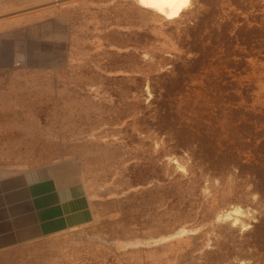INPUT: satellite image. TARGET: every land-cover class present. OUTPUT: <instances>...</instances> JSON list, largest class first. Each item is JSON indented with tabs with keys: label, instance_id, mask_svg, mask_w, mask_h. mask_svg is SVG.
I'll list each match as a JSON object with an SVG mask.
<instances>
[{
	"label": "rangeland",
	"instance_id": "374dc122",
	"mask_svg": "<svg viewBox=\"0 0 264 264\" xmlns=\"http://www.w3.org/2000/svg\"><path fill=\"white\" fill-rule=\"evenodd\" d=\"M262 139L264 0L173 19L138 0H0V169L75 158L86 192L82 223L0 264H264L243 165Z\"/></svg>",
	"mask_w": 264,
	"mask_h": 264
},
{
	"label": "crops",
	"instance_id": "0c3cea01",
	"mask_svg": "<svg viewBox=\"0 0 264 264\" xmlns=\"http://www.w3.org/2000/svg\"><path fill=\"white\" fill-rule=\"evenodd\" d=\"M85 196L75 158L25 171L0 169V250L79 225Z\"/></svg>",
	"mask_w": 264,
	"mask_h": 264
},
{
	"label": "bare ground",
	"instance_id": "6f19581e",
	"mask_svg": "<svg viewBox=\"0 0 264 264\" xmlns=\"http://www.w3.org/2000/svg\"><path fill=\"white\" fill-rule=\"evenodd\" d=\"M142 5L156 10L166 18L173 19L179 17L181 13L189 7L191 0H138ZM233 212H241L240 208H234Z\"/></svg>",
	"mask_w": 264,
	"mask_h": 264
},
{
	"label": "trees",
	"instance_id": "16d2710c",
	"mask_svg": "<svg viewBox=\"0 0 264 264\" xmlns=\"http://www.w3.org/2000/svg\"><path fill=\"white\" fill-rule=\"evenodd\" d=\"M246 148L248 150H251L252 159L248 160L250 161L249 164L245 162L243 165H249L253 168L256 174V179L258 181V191L260 193V196L264 197V139H262V141H260L259 143H256V141H254L248 144Z\"/></svg>",
	"mask_w": 264,
	"mask_h": 264
}]
</instances>
